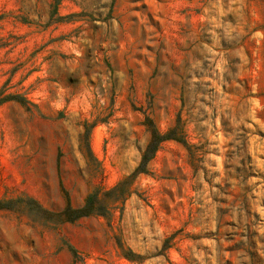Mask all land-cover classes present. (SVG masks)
<instances>
[{"label": "rangeland", "instance_id": "1", "mask_svg": "<svg viewBox=\"0 0 264 264\" xmlns=\"http://www.w3.org/2000/svg\"><path fill=\"white\" fill-rule=\"evenodd\" d=\"M8 95L0 264H264V0H0Z\"/></svg>", "mask_w": 264, "mask_h": 264}, {"label": "trees", "instance_id": "2", "mask_svg": "<svg viewBox=\"0 0 264 264\" xmlns=\"http://www.w3.org/2000/svg\"><path fill=\"white\" fill-rule=\"evenodd\" d=\"M16 96L8 95L3 100H0V105L8 100H16ZM147 128L151 133L150 141L142 155L141 163L135 169L134 173L127 177L125 180H129L133 176H136L140 172L146 171V166L149 160L153 157L159 145L168 139H174L169 133L162 134L154 125L151 119L147 118ZM125 181L118 183L115 187L102 191V189H96L90 192L85 199L84 204L81 207H73L70 203L69 198H67L66 207L59 212H48L52 217H54L57 223L64 222H75L82 217L94 216V215H107L111 212L112 208L117 202H125L131 191L124 190ZM113 198L109 199L110 195Z\"/></svg>", "mask_w": 264, "mask_h": 264}]
</instances>
